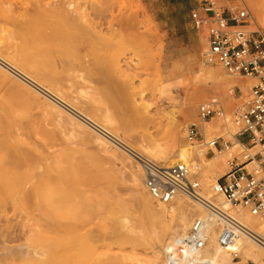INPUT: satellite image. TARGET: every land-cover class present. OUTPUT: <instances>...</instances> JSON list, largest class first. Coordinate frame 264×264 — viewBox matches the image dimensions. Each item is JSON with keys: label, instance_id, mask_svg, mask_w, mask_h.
<instances>
[{"label": "rangeland", "instance_id": "374dc122", "mask_svg": "<svg viewBox=\"0 0 264 264\" xmlns=\"http://www.w3.org/2000/svg\"><path fill=\"white\" fill-rule=\"evenodd\" d=\"M245 1L255 18L251 29L264 33V14ZM196 6L197 0H0V56L94 120L108 117L115 135L150 157L142 137L157 123L165 135L176 118L197 121L199 104L215 95L200 94L206 75L196 55L207 41L191 21ZM30 84L0 63V264H147L175 222L146 205L143 170ZM234 96L230 114L249 91ZM186 106L189 117L182 116ZM226 126L220 122L214 133L234 141ZM215 156L196 153L202 179ZM3 234L12 235L6 245L14 254L2 250ZM251 260L243 256L238 264Z\"/></svg>", "mask_w": 264, "mask_h": 264}, {"label": "built area", "instance_id": "2783aa9c", "mask_svg": "<svg viewBox=\"0 0 264 264\" xmlns=\"http://www.w3.org/2000/svg\"><path fill=\"white\" fill-rule=\"evenodd\" d=\"M254 20L244 0H197V6L191 11L193 27L205 34L212 60L232 76L256 80L248 90L245 104L230 115L239 129L236 134L239 145L224 136L205 134L204 124L215 117L226 119L228 116L219 96L213 95L200 103L198 120L188 127L187 137L198 146L199 156L232 152L227 173L211 186L213 196L205 193L194 163L164 165L114 139L141 166L145 186L156 201L170 203L178 196H186L207 213V218H197L178 239L166 256L168 264H215L205 254L210 238L208 226L212 221L216 224L220 246L233 260L242 259L244 240L264 249V231L251 227L237 214L238 210L245 209L264 221V33L251 29ZM236 90L243 94L241 87L236 86ZM216 195L225 196L235 210L232 212L218 204Z\"/></svg>", "mask_w": 264, "mask_h": 264}, {"label": "bare ground", "instance_id": "6f19581e", "mask_svg": "<svg viewBox=\"0 0 264 264\" xmlns=\"http://www.w3.org/2000/svg\"><path fill=\"white\" fill-rule=\"evenodd\" d=\"M250 2L252 3L254 10L260 16L264 14V7L262 6V4H260L259 0H250ZM252 27H253V25L251 26V28ZM38 31H40V28L38 29ZM36 35H38V34H35V37H36ZM203 37H205V36H203ZM37 39L40 40L39 35L37 36ZM205 40H206V37H205ZM0 41H2V40H0ZM205 54H207V56ZM196 59L200 62L201 70L206 75V85L204 88H202L200 90V94L202 96H204V95H207L208 93H214L216 96H219L221 101H222L223 106L228 111H230L229 109L232 108V105H233L234 101L236 100V98H234L236 86L241 87L242 91L244 93V92L248 91L250 89V87L256 82V80L254 78H246L245 80H241V79L236 80L235 78H240V77L232 76V75L228 74L226 72V70L224 69L226 72L225 73L223 71L222 67H220V65L214 66L212 64L213 60L210 57L209 52H208V45H206L205 50H204L202 55L201 54L196 55ZM210 60H211V62H210ZM2 62L7 68L10 69V71H12V73L19 75V77L23 78V80L25 79L26 82L28 81L29 83H31L33 85V87L35 86L37 88L36 90L40 89L43 92L46 91V93H48V96L50 95V97H52V100L54 99L55 101H57L60 104L63 103L62 105H64L65 108H67L68 110H70L74 114L78 115V117L81 118L82 122L88 128L97 130L99 132L98 136L101 137L104 141L110 142L113 145L118 146L116 143H114L115 142L114 139H118V140L124 142L125 144H127L122 138L115 135L111 131V129H109V125H111L112 122L110 121V119L108 117H104L103 119L99 120L100 122H102V124H101L100 122H98V121L94 120L93 118L89 117L88 115H86L84 112L76 109L70 103H68L63 98H61L59 95L53 93L48 88H45L40 83H38L36 80H34L32 77H30L28 74L22 72L14 64H12L11 62L5 60L4 58H2L0 56V63H2ZM118 71H120V70H118ZM141 105H144V108L147 109V106L144 103L143 104L141 103ZM186 108L187 109L183 110L182 116L189 117L191 115V112L188 109L189 107L186 106ZM227 113H228V116L226 119H222L220 117H215L210 122L204 124L205 134L208 137H210V136L211 137H214V136L226 137L224 134L216 135L214 133L220 128V122H223L225 125L228 124V126H226V128L228 130L226 132V135H229L234 140V142L239 145L240 142H239V140L236 139V134L238 133L239 129L236 126V124L234 123V121L232 120V118L230 117L231 114L229 112H227ZM150 115H151L150 111L147 110L146 116H149L151 118ZM189 125L190 124L186 123V122L181 123L179 121V119L176 118L175 121L173 123H171L169 131L165 135H162V130L160 128L161 125H160V123H157L156 130L150 132L147 136L142 137L141 142L139 143L140 148L145 153H147V155H149L151 158L161 162L164 165H174V164H177L179 162H185V163H188L189 165L194 163L197 166V167H195L196 173L198 174V178L202 182V186L204 188L205 193L208 194L209 196L210 195L213 196L211 186L213 183L217 182L222 175L224 176L227 173V171H228V160L225 157H226V155L232 156V152H217V153H215L216 156L211 161L209 160L210 163L212 164V170L210 171V173L207 176H205L202 179L201 178V171H202L201 164L198 161L194 162V157L196 156V153H198V148H197L198 146L195 145L194 143H192L187 137V131H188ZM229 125H231V126H229ZM107 146H109V145H107ZM118 147L121 148L120 146H118ZM236 149H237V147L234 150H236ZM129 157L134 162H136L131 156H129ZM171 158H173V159H171ZM205 158L207 159L206 156H205ZM125 166L127 167L126 164H125ZM140 168H141V166H140ZM141 170H142V168H141ZM143 175H144V173H143ZM132 176H133V179L135 182H140L138 177H137V172H135V171L132 172ZM144 179H145V176H144ZM203 181L206 183L212 182V181H214V182L210 185V187H206ZM142 183L144 184V188L148 192V190L145 186V181H143ZM214 197H215L214 198L215 201L218 204L222 205L227 210H230L232 212L235 210V208L225 198V196L216 195ZM186 198L189 199L186 196H178L174 201H172L170 203H162L161 202L156 207L153 203L154 198L151 196V194L148 192V194L145 196L146 205L148 206V208H150V210H153L156 213L160 214L163 217V219H165L166 221L172 220L175 222L173 227L168 228V230L166 232L165 240L162 242V244L160 245V248L158 250L153 251V254H152L150 260H148L147 264H168L167 260H166V256L171 250L174 249L178 239L187 233V231L190 229V227L193 225V223L195 222V220L197 218H207L206 211L202 208V206L199 203L189 199L190 200L189 202H191V204H193L195 207L191 206L190 204L182 201V199H186ZM237 214L241 219H243L251 227H254V228L258 227L260 230L264 231V221H261V220L257 219L256 217L252 216L248 212V210H245V209L238 210ZM59 228H61V230L65 231L66 233H68V236H70V230L67 229L66 226L64 227L63 225H61V226L59 225ZM216 229L217 228H216L215 222H213V221L210 222L209 226H208L210 238H209V243H208V249H207L205 254L210 256L214 260L215 264H238V262H240V261L233 260L230 255H229L230 257L228 256L229 253L227 251H225L220 246V244L218 242V232ZM141 231L142 230H139V232H141ZM11 237H12V235H7V234L2 235V240H3L2 250H10L14 254L13 248L6 245V243L11 239ZM75 241H76V238L74 239V237H69V244L70 245L76 243ZM242 243H243L242 248H241L242 259H243V256H245L249 259H252L251 260L252 262H253V260L254 261H262L264 259V249L263 248H261L259 246L261 248V250H258L257 247L255 246L256 243H254L250 240H244ZM227 258H229V260Z\"/></svg>", "mask_w": 264, "mask_h": 264}, {"label": "crops", "instance_id": "0c3cea01", "mask_svg": "<svg viewBox=\"0 0 264 264\" xmlns=\"http://www.w3.org/2000/svg\"><path fill=\"white\" fill-rule=\"evenodd\" d=\"M175 1L177 2L178 0H175ZM180 2H182V0H180ZM152 11H153V13H154L155 16H159L160 12H159L158 9H156L154 7V5H152ZM190 17H191V15H190Z\"/></svg>", "mask_w": 264, "mask_h": 264}]
</instances>
